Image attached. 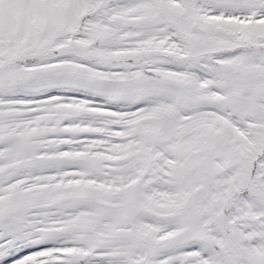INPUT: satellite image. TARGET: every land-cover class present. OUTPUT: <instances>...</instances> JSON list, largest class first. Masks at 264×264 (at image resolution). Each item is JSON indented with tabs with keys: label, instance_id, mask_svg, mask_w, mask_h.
I'll list each match as a JSON object with an SVG mask.
<instances>
[{
	"label": "snow or ice",
	"instance_id": "obj_1",
	"mask_svg": "<svg viewBox=\"0 0 264 264\" xmlns=\"http://www.w3.org/2000/svg\"><path fill=\"white\" fill-rule=\"evenodd\" d=\"M0 264H264V0H0Z\"/></svg>",
	"mask_w": 264,
	"mask_h": 264
}]
</instances>
